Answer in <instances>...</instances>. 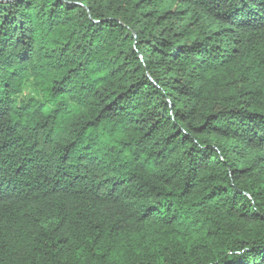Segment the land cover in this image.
I'll return each mask as SVG.
<instances>
[{
	"label": "trees",
	"instance_id": "obj_1",
	"mask_svg": "<svg viewBox=\"0 0 264 264\" xmlns=\"http://www.w3.org/2000/svg\"><path fill=\"white\" fill-rule=\"evenodd\" d=\"M0 264H264V0H0Z\"/></svg>",
	"mask_w": 264,
	"mask_h": 264
}]
</instances>
